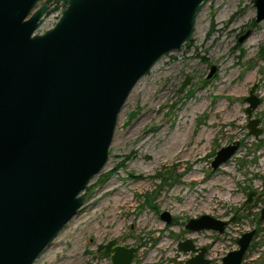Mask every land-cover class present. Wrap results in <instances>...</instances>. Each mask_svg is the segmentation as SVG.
Here are the masks:
<instances>
[{
	"label": "water",
	"instance_id": "95a60500",
	"mask_svg": "<svg viewBox=\"0 0 264 264\" xmlns=\"http://www.w3.org/2000/svg\"><path fill=\"white\" fill-rule=\"evenodd\" d=\"M39 1L0 0V264H35L78 213L90 182L109 160L133 88L193 37L210 0H53L63 5L62 14L53 27L37 33L51 8L37 6ZM253 3L255 21H264V0ZM215 72L212 66L209 78ZM190 82L188 76L180 90ZM245 101L249 134L259 137L256 86ZM240 145L236 140L221 147L212 169L228 162ZM254 195L249 193L246 203ZM160 218L173 222L169 211ZM229 224L203 214L185 228L224 233ZM255 234L253 229L237 238L238 248L222 264H243ZM142 246L113 239L98 251L110 256L111 264H133ZM178 247L193 253L186 264H211L207 248L192 239Z\"/></svg>",
	"mask_w": 264,
	"mask_h": 264
},
{
	"label": "rangeland",
	"instance_id": "374dc122",
	"mask_svg": "<svg viewBox=\"0 0 264 264\" xmlns=\"http://www.w3.org/2000/svg\"><path fill=\"white\" fill-rule=\"evenodd\" d=\"M45 3L51 8L37 33L53 27L64 9L53 0L37 6ZM256 13L253 0H210L203 7L193 37L133 88L107 164L35 264H111L98 247L113 239L127 247L143 243L133 264H186L193 253L178 247L186 239L206 247L211 264H222L237 238L253 229L243 264H264V21L257 23ZM253 86L262 100L254 112L259 137L247 126L245 97ZM236 140V154L214 171L216 152ZM163 211L172 214L171 224L160 218ZM203 214L230 224L224 233L185 228Z\"/></svg>",
	"mask_w": 264,
	"mask_h": 264
},
{
	"label": "flooded vegetation",
	"instance_id": "af4514ba",
	"mask_svg": "<svg viewBox=\"0 0 264 264\" xmlns=\"http://www.w3.org/2000/svg\"><path fill=\"white\" fill-rule=\"evenodd\" d=\"M261 103H262V100H261Z\"/></svg>",
	"mask_w": 264,
	"mask_h": 264
},
{
	"label": "trees",
	"instance_id": "16d2710c",
	"mask_svg": "<svg viewBox=\"0 0 264 264\" xmlns=\"http://www.w3.org/2000/svg\"><path fill=\"white\" fill-rule=\"evenodd\" d=\"M51 2V0H49Z\"/></svg>",
	"mask_w": 264,
	"mask_h": 264
},
{
	"label": "bare ground",
	"instance_id": "6f19581e",
	"mask_svg": "<svg viewBox=\"0 0 264 264\" xmlns=\"http://www.w3.org/2000/svg\"><path fill=\"white\" fill-rule=\"evenodd\" d=\"M200 31V30H199ZM212 195V194H211Z\"/></svg>",
	"mask_w": 264,
	"mask_h": 264
}]
</instances>
